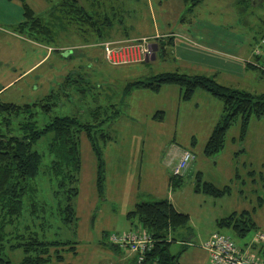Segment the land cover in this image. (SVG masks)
I'll return each mask as SVG.
<instances>
[{"label":"rangeland","instance_id":"rangeland-1","mask_svg":"<svg viewBox=\"0 0 264 264\" xmlns=\"http://www.w3.org/2000/svg\"><path fill=\"white\" fill-rule=\"evenodd\" d=\"M159 1L79 0L91 14L101 9L106 10L101 14L106 12L116 16L117 22L123 20L117 32L119 38L126 32L133 36V33L154 30L157 22L161 30L176 34L175 46L167 48V55L158 51L155 59L141 63L133 61L138 55V51L133 55V47L139 51L140 48L131 45L129 40L118 42L113 45L116 54L109 65L105 63L109 61L106 53L104 57L94 44L84 42L89 37L82 35L81 27L52 18L48 11L51 6L46 0H0V90L14 80L1 91L3 101L18 105L45 102L53 90L63 92L68 88L70 98L62 95L52 100L57 106L50 115L37 110L38 128L46 126L55 116L77 115L83 123L93 122L92 113L99 105H116L120 111L102 127L110 140L99 137L98 145L106 162L104 195L97 189L96 157L86 135L81 136L83 166L80 193L74 203L77 216L74 223H63L53 199L56 182L46 174L53 160L48 151L53 135L45 136L35 147L43 156L41 174L34 184L38 187L35 199L48 203L47 211L52 217L48 220L50 225L45 227L34 218L32 231L38 232L42 239L75 242L77 249V254L64 252V262L54 259L51 264H121V257L110 246L109 237L112 233L133 229L127 214L141 202L170 200L177 211L189 215L188 225L173 231L170 236L175 239L170 246L171 253L181 255V264H211L208 253L201 246L210 235L220 231L217 220L233 212L254 211L252 218L259 233L264 234V180L259 177L264 173V118L260 124H253L256 119L252 120L246 144L233 146L231 141L239 133V126H234L228 133L225 150L207 158L204 147L221 118L222 100L197 90L192 100L183 101L181 88L175 85L165 86L159 94L143 89H136L129 95L123 91L128 83L178 71L215 77L225 86L263 93L264 80L259 71L247 69L244 77L232 78L226 74L223 63L214 68L195 66L200 57H196L194 51H207L206 47L210 46L231 57L241 46H254L264 36V0H202L196 9H190L191 4L181 9L179 0H170L166 4L162 0L163 7H160ZM151 3L154 6L150 8ZM91 4L102 6L91 8ZM25 5L52 22L58 35L57 50L34 44L14 33V25L24 20ZM179 44L183 45L180 50ZM186 47L191 51H186ZM61 53L68 58L72 55V58L62 59ZM91 58L93 62H90ZM184 60L196 63H183ZM239 64L244 66V63ZM69 74L78 79L77 84H65ZM90 82L97 86L96 90H90ZM99 84L106 86L104 93H98ZM160 111L165 112L162 121L154 119ZM101 117L105 118V115ZM22 120L23 117L13 120L12 134H21L19 124ZM193 138L196 144L192 143ZM239 148L246 151L235 155ZM174 149L189 150L196 157L182 182L176 186L171 185L169 168ZM245 162L251 165L244 166ZM250 170L257 172L256 177L250 176ZM199 172L203 181L218 188L230 187L232 193L223 198L197 193L195 186ZM27 209L28 201L25 202V215ZM28 219L26 216L23 222L27 223ZM221 232L230 236L240 248L245 244H248L246 247H264V244L252 245L253 231L244 238L232 230ZM5 254L11 264H20L25 256L22 249H7Z\"/></svg>","mask_w":264,"mask_h":264},{"label":"trees","instance_id":"trees-1","mask_svg":"<svg viewBox=\"0 0 264 264\" xmlns=\"http://www.w3.org/2000/svg\"><path fill=\"white\" fill-rule=\"evenodd\" d=\"M46 1L51 6L48 11L52 18L54 17L61 23L64 21L81 27L82 35L91 38V40L88 38L84 42L88 45L94 44L96 49L101 50L104 57L107 45L113 46L118 42H122L118 40L117 32L119 24L123 23V20L117 22L116 16L107 15L106 12L101 14L106 10L101 11L100 9L98 12L93 11L94 13L91 14L84 5H81L79 0ZM201 1L185 0L187 5H192L190 9H196L202 3ZM91 5V8L102 6V4ZM23 15L24 20L14 25V33L32 41L34 44L51 46L56 49L58 35L54 26H52V22L45 20L28 5L24 6ZM141 40L129 41H131V45L136 46L143 44ZM154 40L158 44V51L163 56L167 55V48L174 47L175 44L173 36L157 37ZM89 41H93V43ZM60 56L62 59L67 57L63 54ZM146 56L143 55L141 60L135 62L147 61ZM252 56V59L245 62L247 69L257 70L264 75L262 68L264 67V36L255 43ZM71 58L72 55L68 59ZM97 58L99 57L93 59L97 60ZM90 62H93L92 58ZM105 63L110 65L111 61ZM74 77L69 74L65 78V84L68 86L73 85V83L77 84L78 79H74ZM88 84L89 87L92 82ZM99 85L98 93L101 94L106 86L104 84ZM173 85L181 88L183 101L192 100L197 90H204L223 101L221 118L213 128L204 147L203 153L207 158L225 150L231 128L239 126V136L232 140L235 142L244 141L248 136L252 120L264 118V92L255 94L225 86L220 84L215 77L202 74L189 75L178 71L163 72L148 80L128 83L123 91L124 94L129 95L136 89H143L159 94L165 86ZM95 88L97 86L92 85L90 90ZM66 89L68 88H65L63 92H61V89L53 90L46 97L45 102L24 105L3 101L1 98L2 90H0V264H11L5 254L7 249L13 251L22 249L25 256L20 264H51L54 259L57 262H64V252L77 254L75 242L42 239L38 232L32 231L34 218L38 219L41 227H45L50 225L48 220L52 217L49 216L47 211L48 203H41L35 199L38 187L34 184L41 174L43 163V156L35 147L45 136L53 135L48 147L53 160L46 174H50L56 182L53 199L58 213L62 216L63 223L69 225L74 223L77 218L74 203L80 193V176L83 166L82 134L86 135L96 157L97 189L101 195H104L106 162L102 156L101 147L98 145L99 137H103L105 141L110 140V136L105 134L102 127L110 119L117 117L120 111L116 108V105H99L92 113L93 122L83 123L77 115L55 116L46 126L38 128L35 120L37 110L40 109L43 113L50 115L57 106V103L52 102V100L62 95L70 98L71 94ZM112 109L113 112H111ZM101 115H105V118H102ZM164 115L165 112L160 111L154 115V119L159 118L162 121ZM21 117H23L22 122L19 124L21 134L17 136L12 134L11 125L14 119ZM192 143L196 144L195 138H193ZM243 151L241 150L237 154ZM248 173L253 177L257 175L254 170ZM183 177L184 175L174 176L172 173L171 185H179ZM259 177L264 180V173H261ZM196 179L195 191L197 193L214 198H223L232 193L230 187L218 188L211 182L203 181L201 172L197 174ZM26 201H28V209L25 215ZM253 212L248 210L233 212L229 216L217 220V227L220 231L232 230L241 238L246 237L252 231L257 233L259 228L252 218ZM26 216L29 219L27 223H24ZM127 219L132 222L133 226H141L152 233L156 241L152 252L147 254L146 263L154 261L156 264H181V255L171 253L170 246L175 239H171L170 236L173 231L185 228L188 225L189 215L177 211L170 200H162L136 204L135 208L128 212ZM110 246L115 251H120L113 245L110 244Z\"/></svg>","mask_w":264,"mask_h":264},{"label":"built area","instance_id":"built-area-1","mask_svg":"<svg viewBox=\"0 0 264 264\" xmlns=\"http://www.w3.org/2000/svg\"><path fill=\"white\" fill-rule=\"evenodd\" d=\"M143 39L142 45H136L140 48L133 47V55L138 51V55L133 57V61L141 60L143 55H149V44ZM114 47L107 45L106 54L109 60H114ZM143 54V55H142ZM263 71H264V67ZM195 155L184 150L173 167L174 176H183L194 161ZM135 229L129 232L112 233L109 237V243L123 252L124 255L134 257L132 264H156V262H147V254L152 252L156 245V241L149 231L141 226H134ZM264 244V234L255 233L252 245ZM249 247V246H248ZM240 248L235 241L228 235L221 232H215L212 236L202 244L201 248L206 251L210 258L211 264H264V260L249 252V248Z\"/></svg>","mask_w":264,"mask_h":264},{"label":"crops","instance_id":"crops-1","mask_svg":"<svg viewBox=\"0 0 264 264\" xmlns=\"http://www.w3.org/2000/svg\"><path fill=\"white\" fill-rule=\"evenodd\" d=\"M148 1H150V0H148ZM165 1V4L166 3H169L170 2V0H164ZM179 2L181 3V9H183V8H185L186 6H187V4H186V2H185V0H179ZM158 5L160 6V7H163V1L162 0H160L159 1V3H158ZM154 5L151 3L150 4V8L151 7H153ZM155 15L157 16V14H156V12H155ZM158 19V18H157ZM154 31V32H153ZM174 32H172V33H169V32H167V31H163V30H161V27H160V25H158V22H157V24H155L154 25V30H152V29H149L148 31H145V33L144 34H138V33H133V36H131V34L129 33V32H126V33H124V34H122V37H120L118 40L119 41H127V40H137V39H147V40H149L150 41V43H149V50H150V47L152 46L153 48L155 47V45H157L158 46V44L156 43V41L154 40L155 38H157V37H168V36H173L174 38L176 37V34L174 35L173 34ZM180 35V34H179ZM174 46H175V44H174ZM183 47V45L182 44H179L178 45V49L180 50L181 48ZM206 48H208L209 50H197V51H194V53H195V55H196V57L198 56V57H200L199 59H200V61H198L199 63L198 64H196L195 66H199V67H210V68H214L215 67V65H219V64H221V63H223L224 64V67H225V71H226V74L229 76V77H232V78H242V77H244L246 74H247V72H246V70H247V67H244V66H246L245 64V59L246 60H248V59H252V51H253V48H254V46L252 45V44H250V46H249V48L248 47H245V46H241L240 47V52L239 51H235V53H233V52H231V53H233V54H231L232 56L231 57H226V56H224L223 55V51H220V50H218L217 48H213V47H206ZM158 50H159V47H158ZM158 50H157V52H158ZM190 49L188 48V47H186V51H189ZM194 50H196V49H194ZM191 51V50H190ZM212 51H215V52H217L218 53V55H216L214 52H212ZM156 52V53H157ZM219 54H220V56H219ZM150 55H148V57H149ZM234 56V57H233ZM43 61V60H42ZM192 62H194V63H196L194 60H192V61H187V60H184L183 61V63H192ZM239 63H244V69H243V67H241V65L239 64ZM38 65V64H37ZM36 65V66H37ZM36 66H34L33 68H35ZM32 68V69H33ZM29 72V71H28ZM27 72V73H28ZM260 76V78L261 79H263L264 80V75H259ZM14 82V80L13 81H11V82H9L5 87H4V89L6 88V87H8L9 85H11L12 83ZM4 89H2V90H4ZM164 118H165V116H164ZM262 119H256L255 121H253L252 123L253 124H260L261 122H263V121H261ZM252 123H251V126H253L252 125ZM251 126H250V129H251ZM250 134H251V131L249 130V133H248V136H247V138H246V140H244V141H237V142H235L234 140H232L231 142H232V144H233V146L235 147V146H238L237 144L238 143H240V144H246V142H248V138L250 137ZM239 136V133H238V135L236 136V137H233V138H237ZM241 150H244V152L246 151V149H241V148H239L238 150H237V152L235 153V155H239V154H237L239 151H241ZM180 151H183V150H177V149H174L173 150V154H174V157L173 156H171V158H172V160H173V163L171 164V165H169V168L171 169V171H172V169H173V167L176 165V162H177V160H178V158H179V156H180ZM251 164H247L246 162H245V164H244V166H250ZM262 166L264 167V163L262 164ZM250 171H252V170H250ZM106 181V180H105ZM232 214V213H231ZM225 218V217H224ZM133 229H134V226H133ZM217 232H221V231H217ZM258 232H259V230H258ZM257 232V233H258ZM215 233V232H214ZM222 233V232H221ZM212 235H210L204 242H206L210 237H211ZM248 244H245V246L244 247H246ZM243 247V248H244ZM249 248V252L250 253H252V254H255L257 257H259L260 259H262V260H264V247L262 246V248L261 249H259L258 247H256V248H258V249H256V248H253L252 246L250 247H248ZM117 251V250H116ZM118 253H119V256L121 257L120 258V263L121 264H132V263H134V257H129V256H124V253L123 252H120V251H117ZM127 258V259H126Z\"/></svg>","mask_w":264,"mask_h":264},{"label":"water","instance_id":"water-1","mask_svg":"<svg viewBox=\"0 0 264 264\" xmlns=\"http://www.w3.org/2000/svg\"><path fill=\"white\" fill-rule=\"evenodd\" d=\"M158 50V46L155 45V47L153 48L152 46L150 47V56L148 57V55L146 56L147 57V61H149V59H155L156 58V52Z\"/></svg>","mask_w":264,"mask_h":264}]
</instances>
